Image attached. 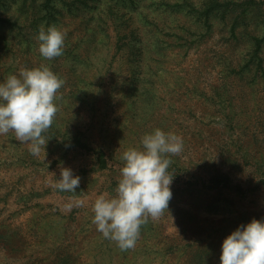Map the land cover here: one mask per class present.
<instances>
[{
  "label": "rangeland",
  "instance_id": "1",
  "mask_svg": "<svg viewBox=\"0 0 264 264\" xmlns=\"http://www.w3.org/2000/svg\"><path fill=\"white\" fill-rule=\"evenodd\" d=\"M218 1L0 0V82L42 64L63 80L38 155L0 133V264H220L224 238L264 219V0ZM50 25L64 45L47 59ZM156 128L183 138L172 196L121 250L93 205ZM62 167L76 191L56 186Z\"/></svg>",
  "mask_w": 264,
  "mask_h": 264
},
{
  "label": "clouds",
  "instance_id": "2",
  "mask_svg": "<svg viewBox=\"0 0 264 264\" xmlns=\"http://www.w3.org/2000/svg\"><path fill=\"white\" fill-rule=\"evenodd\" d=\"M36 39L40 54L51 59L63 54L64 33L55 25L41 26ZM60 79L47 65L21 70L0 82V133L14 130L17 140L30 145L38 155L46 145L44 133L53 123ZM48 142V141H47ZM142 149L129 148L122 154L124 165L112 198L99 196L93 205V220L105 238L117 242L121 250L135 246L140 226L149 216L158 217L168 209L173 177L170 159L178 154L183 138L156 128L142 138ZM80 177L71 167H62L56 186L76 191ZM220 264H264V219L253 218L239 225L222 242Z\"/></svg>",
  "mask_w": 264,
  "mask_h": 264
},
{
  "label": "trees",
  "instance_id": "3",
  "mask_svg": "<svg viewBox=\"0 0 264 264\" xmlns=\"http://www.w3.org/2000/svg\"><path fill=\"white\" fill-rule=\"evenodd\" d=\"M48 1H50V0H48ZM209 2H210V4H208V6H206V8H207V11H210L211 9H213V7H215V6H221L222 4L218 1V0H209ZM75 143L77 144V145H83L82 144V140H81V138L80 137H76V139H75ZM104 157H105V153L103 152V151H101L100 152V156H99V159H100V161H101V167L102 168H106L107 167V162H106V160L104 159ZM220 181H223V180H220Z\"/></svg>",
  "mask_w": 264,
  "mask_h": 264
}]
</instances>
